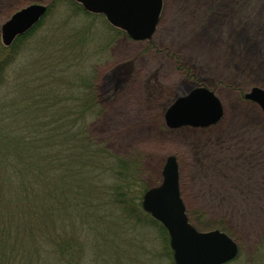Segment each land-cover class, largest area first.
Returning a JSON list of instances; mask_svg holds the SVG:
<instances>
[{
    "label": "rangeland",
    "instance_id": "rangeland-1",
    "mask_svg": "<svg viewBox=\"0 0 264 264\" xmlns=\"http://www.w3.org/2000/svg\"><path fill=\"white\" fill-rule=\"evenodd\" d=\"M162 1L151 37L134 41L99 14L85 19V39L82 22L72 17L83 14L81 6L58 0L39 27L30 29L25 48L16 45V66L7 68L6 81L11 83L24 65L39 60L49 41L50 46L60 45L65 59L58 88L81 83V77L92 80L102 111L90 121V134L114 153L141 158L144 184L159 183L165 157L175 155L189 221L200 231L225 225L239 246L238 255L225 264H264V112L242 96L252 86L264 89V0ZM32 2L51 0H0V26ZM198 85L220 100L221 120L203 128H167L164 110ZM61 95L66 91L54 96ZM230 117L237 126L229 130ZM80 183L72 184L74 198H80ZM74 210V215L83 213ZM80 228L76 226L78 239L91 236ZM62 229L58 225L59 234ZM90 229L106 230L108 240L99 247L93 241L84 244L80 264H169L152 229L136 232L138 236L116 234L99 223Z\"/></svg>",
    "mask_w": 264,
    "mask_h": 264
},
{
    "label": "trees",
    "instance_id": "trees-1",
    "mask_svg": "<svg viewBox=\"0 0 264 264\" xmlns=\"http://www.w3.org/2000/svg\"><path fill=\"white\" fill-rule=\"evenodd\" d=\"M57 3L51 0L48 10ZM94 15H72L82 22L85 39V19ZM29 32L9 47L0 43V55L8 51L0 57V90H6L0 95V264H80L84 244L93 241L99 247L108 240L106 230L90 229L93 223L109 225L116 234L138 236L152 229L162 258L174 264L166 229L141 207L142 193L153 186L143 182L141 158L114 153L89 132L90 121L102 111L90 77L59 89L65 52L49 41L39 60L24 65L7 83V68L16 66V45L25 48ZM65 75L73 73L65 68ZM62 91L65 96H54ZM76 180L80 198L71 193ZM74 208L83 213L74 215ZM58 225L66 228L60 234ZM77 225L91 236L78 239Z\"/></svg>",
    "mask_w": 264,
    "mask_h": 264
},
{
    "label": "water",
    "instance_id": "water-1",
    "mask_svg": "<svg viewBox=\"0 0 264 264\" xmlns=\"http://www.w3.org/2000/svg\"><path fill=\"white\" fill-rule=\"evenodd\" d=\"M86 11L102 13L113 26L120 27L133 40H144L153 34L162 0H75ZM46 5L30 3L13 12L0 27L1 41L8 46L15 36L23 34L45 13ZM245 98L257 102L264 111V90L252 87ZM222 116L220 100L203 86L178 96L164 112L167 127H206ZM161 181L145 190L142 208L166 228L175 264H221L236 256L237 244L223 231H198L185 212L178 184V166L173 154L165 157Z\"/></svg>",
    "mask_w": 264,
    "mask_h": 264
},
{
    "label": "bare ground",
    "instance_id": "bare-ground-1",
    "mask_svg": "<svg viewBox=\"0 0 264 264\" xmlns=\"http://www.w3.org/2000/svg\"><path fill=\"white\" fill-rule=\"evenodd\" d=\"M248 115H250V114H248ZM252 117V116H251ZM240 125V124H239ZM237 126V122L234 120V118L233 117H230V119L228 120V123H227V126H226V128L225 129H233L234 127H236ZM264 221V220H263Z\"/></svg>",
    "mask_w": 264,
    "mask_h": 264
}]
</instances>
